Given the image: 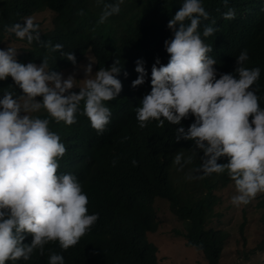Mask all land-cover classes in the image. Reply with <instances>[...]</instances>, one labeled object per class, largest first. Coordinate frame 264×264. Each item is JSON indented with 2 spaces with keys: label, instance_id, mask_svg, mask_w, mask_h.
<instances>
[{
  "label": "clouds",
  "instance_id": "9594fccd",
  "mask_svg": "<svg viewBox=\"0 0 264 264\" xmlns=\"http://www.w3.org/2000/svg\"><path fill=\"white\" fill-rule=\"evenodd\" d=\"M67 1L50 0L54 9L45 5L5 26L19 40L60 52L56 62L47 65L44 57L38 66L18 62L14 47L0 49V80L11 76L22 90L0 99V264H28L37 251L45 260L33 264H67L51 242L64 251L77 248L115 216L104 207L111 197L90 196L80 181V156L112 149L114 139L124 140V147L137 127H169L176 142L193 141L192 151L203 152L201 164L194 168L192 156L177 152L174 168L190 171V181L227 172L236 188L234 206L264 193V108L258 96L264 0H170L153 13L147 2L137 10L126 0H100L94 51L85 55L42 40L33 19L67 12ZM122 41L132 57L122 50L125 58L115 60ZM47 115L63 128L51 131ZM67 131L81 141L71 143ZM221 157L228 162L218 163ZM136 190L131 180L111 175L90 191L118 196Z\"/></svg>",
  "mask_w": 264,
  "mask_h": 264
},
{
  "label": "trees",
  "instance_id": "16d2710c",
  "mask_svg": "<svg viewBox=\"0 0 264 264\" xmlns=\"http://www.w3.org/2000/svg\"><path fill=\"white\" fill-rule=\"evenodd\" d=\"M99 1L68 0L69 4L64 8L68 11L56 13L52 31L42 32L39 28L41 39L51 41L53 45L61 44L63 50L81 53V55L94 51L91 48L94 42L93 28L100 19V11L104 9ZM115 2L116 0H108V3ZM126 2L129 8L137 10L140 5H145L147 2L153 8L152 13L159 9L162 3L171 4L170 0H126ZM45 5L53 8L50 0H0V49L16 47L18 49L16 58L18 62L25 65L32 62L39 66L43 63L44 57H47V65L52 64L57 61L58 58L55 56L60 51L52 52L36 41L29 44L27 40H19L14 34L6 32L5 26L23 22L24 18L38 13ZM79 10H83V15L78 14ZM9 39L20 42L23 46L18 47L15 43H7L6 40ZM260 39V49L264 53V30L260 33ZM88 42L91 44L86 45ZM123 45L124 41L121 42L120 47H116L113 59L119 58L122 61L125 58L122 50L129 58L132 57L133 49ZM258 90L259 104L261 108H264V79ZM6 91L13 92L17 96L22 94V90L15 85L11 76L6 80H0V99ZM30 115L39 116L36 113H30ZM47 118L50 120L51 131L56 132L55 129L63 128L59 127V123L55 120L50 119V116ZM82 121L83 119H79L76 124ZM64 137L67 140L72 139L73 144L81 141L76 134L68 131L65 132ZM125 141L126 144L123 147L124 140L114 139L112 149L103 148L101 154L91 151L83 152L77 164L80 181L84 187L91 190L96 188L101 178L113 175L122 178L125 182L131 180L138 191L136 190L137 192L133 195L125 191L116 196L113 194L114 191L94 194L86 189L92 197L93 195L110 196L111 198L105 201L104 207L109 216H115L112 219L108 218L91 234L87 242L77 248L74 246L64 251L59 247L58 242H51L49 247L54 244L53 247H56L58 254L64 256L67 264H159L157 255L159 247L151 241V236L159 233L161 218L158 216L157 209L152 208V203L156 199H163L170 203L169 210L176 219L185 224L186 232L183 237L187 241L186 245L194 248L195 252H200L208 264H222L224 252L229 247L232 235L228 229L222 227L229 208L219 210L224 198L215 192L219 188L231 187L236 194L234 181L229 178L227 172L214 173L204 179L187 180L186 175L190 171L187 172L183 168L178 172L176 167L174 168L175 155L177 152H183L184 157L192 156L191 165L197 168L201 164L200 158L203 152L199 149L197 153L192 151L193 141L176 142L174 131L169 127L157 128L155 125H149L145 129L137 127ZM133 160L139 162L138 166L132 165ZM227 162V157H221L218 160L221 164ZM173 168L179 187L173 182ZM125 198L129 200L124 202ZM255 201L258 202L239 206L241 208L238 219L239 248L235 251L237 259H241V262L234 264H251L258 257L262 259L261 263L254 264H264L263 218L258 220V223L263 226L256 232L258 235L256 247L249 246L247 234L252 223L249 215L264 213V197L259 196ZM86 245L87 250L84 251L83 247ZM37 252L28 264L45 260V257ZM45 255L49 256L50 252Z\"/></svg>",
  "mask_w": 264,
  "mask_h": 264
},
{
  "label": "rangeland",
  "instance_id": "374dc122",
  "mask_svg": "<svg viewBox=\"0 0 264 264\" xmlns=\"http://www.w3.org/2000/svg\"><path fill=\"white\" fill-rule=\"evenodd\" d=\"M54 17V13L47 11L40 14L39 16H34L33 19L36 23H40V29L42 30V32H46L53 28L52 20L54 19ZM6 41L7 43H15V45L18 47L23 46L22 43L13 42L10 39ZM4 49L7 48L4 47ZM215 193L223 196L224 198L223 204L219 207V210L229 208V210L227 211V217L225 218V222L222 227L228 229L232 235L229 247L226 248V251L224 252L222 264H234L235 262L240 263L241 259H237L235 249L239 248L237 244L239 241L238 219L241 208H232L235 206H233L230 201L233 194V190H231V187H226L224 189L219 188ZM263 194L264 193L258 194L257 197L262 196ZM257 202L258 201L255 200L252 201L253 204H256ZM154 205L157 209L159 218H161V225L158 229L159 233L151 236V241L157 244V246L159 247L157 254L159 256V264H208L200 252H195V249L189 248L186 245L187 241L183 237L186 232L185 224L179 222L174 214L169 210L170 203L167 200H156L154 202ZM261 218H263L264 220L263 212L249 215V219L252 221L247 232L250 247L257 246L256 242L258 235L256 234V232L263 226V224L258 223V220H260ZM261 260L262 259L258 257L257 259L252 261L251 264L257 262L261 263Z\"/></svg>",
  "mask_w": 264,
  "mask_h": 264
}]
</instances>
